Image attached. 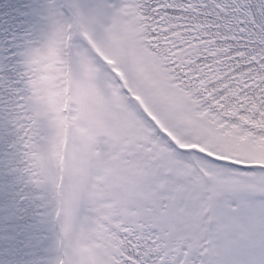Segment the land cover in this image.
<instances>
[{
    "label": "snow or ice",
    "instance_id": "1",
    "mask_svg": "<svg viewBox=\"0 0 264 264\" xmlns=\"http://www.w3.org/2000/svg\"><path fill=\"white\" fill-rule=\"evenodd\" d=\"M0 264H264V0H0Z\"/></svg>",
    "mask_w": 264,
    "mask_h": 264
}]
</instances>
